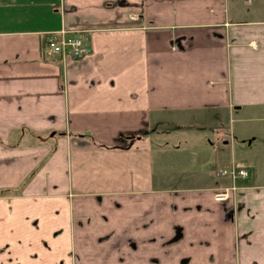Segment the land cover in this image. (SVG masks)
Listing matches in <instances>:
<instances>
[{
	"label": "crops",
	"instance_id": "crops-1",
	"mask_svg": "<svg viewBox=\"0 0 264 264\" xmlns=\"http://www.w3.org/2000/svg\"><path fill=\"white\" fill-rule=\"evenodd\" d=\"M0 264H264V0H0Z\"/></svg>",
	"mask_w": 264,
	"mask_h": 264
},
{
	"label": "rangeland",
	"instance_id": "rangeland-1",
	"mask_svg": "<svg viewBox=\"0 0 264 264\" xmlns=\"http://www.w3.org/2000/svg\"><path fill=\"white\" fill-rule=\"evenodd\" d=\"M182 120H184V119H182ZM212 120L213 119H205L203 116H200L199 118L188 120L185 123L186 125L184 127H180V128H182V130H179L180 131L179 133H181V134H178V137L180 138V140H187L188 138H191V139L186 144L181 142V144H178L177 146L175 145V147H168L167 148V150H170L172 153L171 157H174L176 159L175 163L180 161L179 159H181L182 154H185L186 157H188V154H190V153H193V155L195 157H196L195 154H198L199 156H201V154H202L201 153V151H202L201 146H203V145H201V143L206 142V138H208V135L212 136L213 134L216 133V131H212V127L210 125L205 124V121L210 122ZM214 120L216 121V123H218L219 126H222L225 131L230 130V126H229L230 122H232L235 125L238 123L236 120L229 121L228 113H226L225 116L222 118H221V116H219L218 118L215 117ZM245 122H247V124L249 123L248 120H245ZM188 126H191L192 128H197L200 132L194 133L195 132L194 131L193 133H190V132L184 133L185 128H187ZM238 133H239V131L236 133L237 136H238ZM166 137H170V136H166ZM235 142L237 145L238 142L237 141H235ZM215 143L219 144L220 141L215 139ZM169 145H171V143H169ZM169 145L166 143V146H169ZM232 145H229L228 143H226L225 145H223V147L228 146V148L231 152H233V151L240 152L241 151V153L243 155L249 154V152H250V147L248 145H246V148H239L238 146H235V147H233L234 149L232 148ZM237 148H239V149H237ZM242 154H240V155H242ZM167 155H168V152H167ZM195 161L196 160H194V163H196ZM235 174L231 173V176H232L231 181L225 183L224 185H220V187L218 186L219 188L225 189L227 191V195L224 197H221V198L213 197L214 196V190H213V192H212L213 198L227 199L228 195L234 194L235 189H237L238 183L241 181V179L239 181V178L234 179ZM182 180H183V177L181 175H179V176H177V180H175V178H174L172 181H168V184H174V185L177 184L178 185V184L184 183V182H182ZM237 181H239V182L237 183Z\"/></svg>",
	"mask_w": 264,
	"mask_h": 264
},
{
	"label": "built area",
	"instance_id": "built-area-1",
	"mask_svg": "<svg viewBox=\"0 0 264 264\" xmlns=\"http://www.w3.org/2000/svg\"><path fill=\"white\" fill-rule=\"evenodd\" d=\"M43 42L47 48L51 51H61L62 53H75L81 54L85 49H88V45L85 42L83 36V29L79 28H65L57 27V29H45L44 30ZM224 168H221V171H224ZM230 173H246V169L243 166L233 167L229 170ZM227 195L225 189L216 187L214 190L213 197H224Z\"/></svg>",
	"mask_w": 264,
	"mask_h": 264
}]
</instances>
